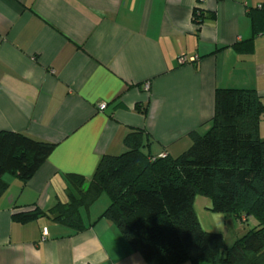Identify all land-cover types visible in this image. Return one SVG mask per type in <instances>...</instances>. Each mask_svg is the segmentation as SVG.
<instances>
[{"label":"crops","instance_id":"0c3cea01","mask_svg":"<svg viewBox=\"0 0 264 264\" xmlns=\"http://www.w3.org/2000/svg\"><path fill=\"white\" fill-rule=\"evenodd\" d=\"M263 5L0 0V132L55 144L27 183L5 175L0 264H148L112 221L100 218L109 205L104 195L84 212L90 226L81 232L47 215H17L67 202L74 190L67 174L90 180L103 155L127 150L133 130L144 131L152 156H179L192 132L209 130L218 88L264 97ZM196 9L216 17L198 24ZM195 209L204 226L196 201Z\"/></svg>","mask_w":264,"mask_h":264},{"label":"trees","instance_id":"16d2710c","mask_svg":"<svg viewBox=\"0 0 264 264\" xmlns=\"http://www.w3.org/2000/svg\"><path fill=\"white\" fill-rule=\"evenodd\" d=\"M194 17L201 24L216 15L196 9ZM263 116L264 97L255 89L218 88L209 130L192 132L191 146L179 156H152L144 150V131L133 130L124 141L127 150L103 155L90 180L67 174L74 189L67 202L17 216L47 215L81 232L90 226L84 212L105 195L109 205L100 218L112 221L148 264H264ZM54 147L1 131L0 198L8 189L6 174L27 183ZM199 195L209 199L211 212L256 221L255 227L227 245L222 232L204 229L195 209Z\"/></svg>","mask_w":264,"mask_h":264},{"label":"rangeland","instance_id":"374dc122","mask_svg":"<svg viewBox=\"0 0 264 264\" xmlns=\"http://www.w3.org/2000/svg\"><path fill=\"white\" fill-rule=\"evenodd\" d=\"M105 198L107 197L105 196ZM207 201L209 202V199L203 195L198 196V199L196 200V205L198 209L197 211L199 212L201 219H203V227L208 231L211 230L222 232L224 234L227 245H232L236 239H238L247 231L255 227L256 221H251L250 223H241L234 216H227L228 221H226V219L222 217L223 214L212 213L211 211H209V209L207 210ZM207 211H209L208 216L204 214ZM229 220H232L234 222L233 226L230 225Z\"/></svg>","mask_w":264,"mask_h":264},{"label":"built area","instance_id":"2783aa9c","mask_svg":"<svg viewBox=\"0 0 264 264\" xmlns=\"http://www.w3.org/2000/svg\"><path fill=\"white\" fill-rule=\"evenodd\" d=\"M181 60H184V59L181 58ZM106 107H107V104H106V103H101V104L99 105V108H100L101 110H105Z\"/></svg>","mask_w":264,"mask_h":264}]
</instances>
